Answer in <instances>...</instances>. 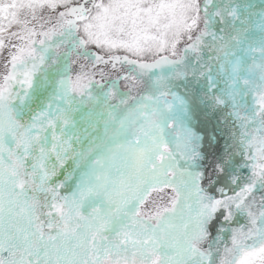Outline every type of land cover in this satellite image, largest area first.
Listing matches in <instances>:
<instances>
[{
    "label": "snow or ice",
    "instance_id": "6c2138e0",
    "mask_svg": "<svg viewBox=\"0 0 264 264\" xmlns=\"http://www.w3.org/2000/svg\"><path fill=\"white\" fill-rule=\"evenodd\" d=\"M0 60V264H264V0H0Z\"/></svg>",
    "mask_w": 264,
    "mask_h": 264
},
{
    "label": "rangeland",
    "instance_id": "374dc122",
    "mask_svg": "<svg viewBox=\"0 0 264 264\" xmlns=\"http://www.w3.org/2000/svg\"><path fill=\"white\" fill-rule=\"evenodd\" d=\"M202 2H203V0H202ZM238 2H241V3L248 2V3L255 4V5H259L260 0H238ZM3 63H4L3 60H0V77H2L6 72V69L4 68ZM177 83H179V82H177ZM121 88L123 90H126V89H124V83L123 82H121ZM180 91L183 92V88H181ZM25 119H27V117H25ZM198 130L201 132L210 131V127L208 129H206L204 127L203 117H201V124L198 125ZM68 163L71 164V161H69Z\"/></svg>",
    "mask_w": 264,
    "mask_h": 264
},
{
    "label": "flooded vegetation",
    "instance_id": "af4514ba",
    "mask_svg": "<svg viewBox=\"0 0 264 264\" xmlns=\"http://www.w3.org/2000/svg\"><path fill=\"white\" fill-rule=\"evenodd\" d=\"M213 123H215V121H213ZM224 139H225V137H220L219 138V140H220V148L222 149V147H223V142H224ZM237 159H239V157H237ZM209 160H211V156L209 157ZM245 174H247L246 172H245ZM214 195H219L218 193H213Z\"/></svg>",
    "mask_w": 264,
    "mask_h": 264
}]
</instances>
